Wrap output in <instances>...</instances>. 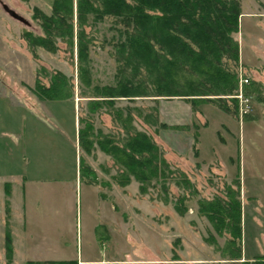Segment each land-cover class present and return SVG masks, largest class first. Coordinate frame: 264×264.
Masks as SVG:
<instances>
[{
    "label": "rangeland",
    "instance_id": "rangeland-1",
    "mask_svg": "<svg viewBox=\"0 0 264 264\" xmlns=\"http://www.w3.org/2000/svg\"><path fill=\"white\" fill-rule=\"evenodd\" d=\"M52 2L53 0H0V93L10 96L18 95V98L27 102L39 103L40 98L35 93L36 81L40 79L45 85H49L52 74L55 71H62L70 77L74 84L73 89L70 90L75 93V103L80 116L86 117L89 115L90 97L82 96L81 91L90 92L91 89L80 85L77 47L73 51L67 43L58 39L57 50L50 51L40 45H30L24 35L25 31H31L36 35L44 34L39 17H35V9L38 8L50 14ZM243 4L246 12L255 13V19L245 16L240 23V30L234 33L233 37L239 43L241 31L242 48H245L248 54L250 49L248 43L251 39L248 31L255 20V78L252 73L251 75L241 66L240 62L236 63L234 60L224 58L223 65L231 72H235L239 81L240 77L248 78L249 82L243 84L244 91H242L244 94L253 92L255 97L249 96V100L236 97L240 89L238 82L239 89L237 88L233 94L229 95L212 94L210 91V95L136 96L132 100L120 98L116 101L117 107L130 105L142 108L144 113L157 112V122L153 124L139 117L135 111L133 124L137 129L152 136L171 167L183 170L190 179L192 187L187 188L185 185H178L175 180H170L168 181V192H160L161 189L157 186V188H150V192L142 194L139 191V182L135 179L124 187L113 181L111 176L116 173L117 166H114L113 159L101 149L96 147L92 154H87L80 149L86 161L103 176L99 175L100 181L109 180L115 185L108 187L99 184L97 187L106 195L108 192H115L117 216L119 219L125 218L132 222V232L137 238L133 236L131 244L126 238L125 231L121 230L115 243L105 242L101 245L94 239L91 241L89 236L94 226L100 221L96 211L99 205L97 197L94 193L93 197L91 196V192H95L94 186L83 183L76 187L75 181L69 180L70 178L55 180L62 177L60 175L68 173L71 169V161L65 158L66 154L63 155L64 151L60 150L61 145L54 138L53 141L44 145L45 150L41 149L42 146L36 145L34 152L43 153L41 155L43 165L33 160L31 164L33 171L31 167L30 171L35 175L40 174L52 180L46 181L47 184L43 186L36 181L33 182L34 192H30L35 210L38 204L37 198L41 200L40 205L44 210L41 223L38 221L40 220L38 214L33 220V230L41 235L43 242L42 246L36 244L35 252L43 247L49 256L63 253L64 257L82 258L88 250H91L93 257H98L104 252L110 256L114 248L116 253L123 257L128 250L130 253H136L133 246L139 244V227L146 223L148 235H153L149 237V241L158 249L161 246V240L160 236L156 239L155 233L162 231L163 252L167 258H171L179 250L185 252L188 247H191V251L196 255L200 252V255H217L226 258L236 256L238 247L232 238L236 236L238 230L235 232L233 229V232L230 223L216 226L202 211V206L207 200L221 199L229 202V200L238 199L241 201L242 192H248L247 199L252 205H255L257 198H255V192H261L264 199V0H241V10ZM4 5L15 10L27 22L11 16L5 10ZM119 27L120 25L110 16L97 23L90 22V25L86 26L92 39L89 54L92 85L115 86L122 76L129 74V71L126 72L127 74H121V63L116 59V44L121 38ZM174 78L181 77L175 75ZM253 81L255 82L254 90H250ZM147 85L148 93L156 94L155 86L150 82H147ZM217 96L225 98L229 106H234L231 97L239 99V118L244 117L242 118V145L235 135L221 128L222 123L226 122L231 125L238 137L241 125L239 120L235 122L229 120L224 113L225 110L207 99L217 98ZM204 97L206 99H203ZM208 104L214 105L215 111L210 109L207 117L197 114L199 122H192L190 107L196 111L200 106L206 107ZM240 106L247 110V114H242ZM159 107H162L165 119L161 117ZM91 116L96 130L105 134L117 133L119 130L117 123L105 109ZM207 118V125L202 124ZM178 120L185 123L182 125L185 129L175 127L181 126V124L174 123ZM70 122L72 121L69 123L67 121L72 125ZM160 122L168 123L172 127H162ZM83 125L80 123L79 127ZM219 130L221 134L218 133ZM199 133H202L204 142L201 148L203 158L206 160L212 158L214 156L213 147H216L221 152V156L223 155L222 159L229 169L228 174L231 172L233 179H228L225 170L221 169L217 163L212 165L200 163L201 158L196 153ZM220 135L227 138V144L223 142ZM174 145L182 150L178 151ZM34 155V157L38 156V154ZM230 155L234 157L233 164L229 160ZM241 158L242 163L239 161ZM99 165H103V168ZM41 170L43 172H40ZM40 190L43 192H37ZM193 190L194 192H191ZM87 192H89L88 197ZM179 196L186 197L187 209L183 213L175 209ZM257 196L259 197L258 194ZM18 204L19 201L16 198L15 209ZM149 245L152 246L150 243ZM143 251L137 250V253H143ZM261 256H264V252ZM23 257L20 250H17L16 259L11 264H21ZM0 264H7V260H0Z\"/></svg>",
    "mask_w": 264,
    "mask_h": 264
},
{
    "label": "trees",
    "instance_id": "trees-1",
    "mask_svg": "<svg viewBox=\"0 0 264 264\" xmlns=\"http://www.w3.org/2000/svg\"><path fill=\"white\" fill-rule=\"evenodd\" d=\"M35 10V17H39L44 34L25 31L29 44L56 51L57 41L61 39L71 50L77 47L78 79L81 87L91 89L90 92L81 91L82 96L90 97L89 115L80 118V123L84 124L79 129L81 149L92 154L98 147L108 154L117 166L116 173L111 177L119 186L124 187L135 179L142 194L157 186L160 192H168V181L175 180L178 185L191 188L187 174L171 167L152 136L133 124L135 111L139 117L153 124L157 122V112L144 113L142 108L130 105L117 107L116 101L120 98L132 100L136 96L210 95V91L212 94H233L239 87V79L235 72L223 65V59L239 62V43L233 34L240 30L241 0H53L50 14L38 8ZM108 16L120 25L121 38L116 44V59L121 63V74H127V71L129 74L122 76L115 86L92 85L89 66L92 39L86 26ZM173 73L181 78H174ZM147 82L155 86L156 94L148 93ZM251 84L250 90H254L255 82ZM72 87L74 84L69 76L55 71L49 85L40 79L36 81L35 93L42 100L70 99L75 94L70 90ZM246 95L255 97L253 92ZM207 99L225 111L240 115L239 99L236 97H231L234 106H229L223 97ZM102 109L117 123V133L105 134L95 129L91 115ZM160 125L171 127L164 122ZM80 174L84 182L112 186L109 180L100 181L83 155ZM185 199V196H179L175 203V209L180 213L187 209ZM202 211L216 226L230 223L232 231L238 230L232 239L238 247L235 255L239 256L241 201L207 200ZM5 249L7 264H11L13 246L10 230L6 231ZM25 264L78 262L29 260ZM250 264H264V256L256 257Z\"/></svg>",
    "mask_w": 264,
    "mask_h": 264
},
{
    "label": "crops",
    "instance_id": "crops-1",
    "mask_svg": "<svg viewBox=\"0 0 264 264\" xmlns=\"http://www.w3.org/2000/svg\"><path fill=\"white\" fill-rule=\"evenodd\" d=\"M245 16L255 19V13L246 12L243 4L240 23ZM248 36L251 39L248 43L250 49L249 53L247 54L245 48H242V34L240 31L241 38L239 40V62L241 66L245 70H248L250 74L252 73L254 75L253 78H255V20L252 27L250 28V31H248ZM18 97V95L10 96L9 94L0 93L1 261L7 260L5 249V237L7 230H10L12 238V262L14 261V259H16L17 250H20V252L24 256L21 264H25V262L29 260H77L78 264H250L255 260L256 257L260 256L261 253L264 252V199L261 195V192H255V198L257 197L255 199V205L250 204L249 199H247L248 192H242L241 237L239 238L241 253L236 257L226 258L217 255H200V252L199 255H196L191 251V247H188L185 252L179 250L177 254H174V256H172L171 258H167L164 256L163 252L162 231L158 232L157 234L155 233L156 239H158L157 236H160L161 240V246L158 249L156 246H153L154 244L151 241H149V237H153V235H148L146 231V223H143V225L139 227V244L133 246L136 250L134 252L136 253H130V250H128V252H126L123 257L119 256V254L116 253V249L114 248L111 251L110 256H108L104 252L98 257H93V253L91 252V250H88L85 257L82 258L78 256L72 258L64 257L63 253H57L54 256H49L48 253L44 251L43 247L38 252H35L36 244H41L42 246L43 242L41 235H38L33 230V220L37 216L36 214H38L40 218V220L38 221L39 223H41L43 220L42 214L44 210L42 208V205H40L41 200L39 198H37L38 204L35 210L34 201L31 198L30 192H34L33 186L35 181L43 186L47 184L46 181L52 179L41 176L40 174L35 175L31 173L30 167L33 171V166H31L33 160L34 162L37 160V164L43 165V156H41L43 153L40 151L38 153H35V146H42L41 149L45 150L44 145L47 142L53 141V138L61 145L60 150L62 152L64 151L63 155L66 154L65 158L71 161V169L68 170V173L60 175L62 177L53 179L67 180L68 178H70L69 180L75 181L74 185L76 187L79 186V184L81 185L83 183L94 186L95 192H91V196L93 197L94 193L97 197V204L99 205L96 211L97 215L100 218V221H98L97 225L94 226L93 231L89 233L91 241L92 239H94V241L99 242V244L101 243V245L105 244V242H108L107 244L115 243L117 235H120L121 230H124L126 238L129 239V242H131L132 244V239L133 236L135 237V235H133L132 232V222L130 220H126L125 218L119 219V217L117 216L118 211L115 201V192H108L106 195L105 192L99 191V188L97 187V185L99 184H90L84 182L81 179L80 163L81 156L83 155L81 154V147L79 144V129L81 127H79V124L81 116L79 110L77 109L75 98L40 99L41 101L38 100L39 103L31 100V102L33 101L34 103H30V101L27 102L26 100L20 99ZM210 109H213V111H215L216 107L212 104H208V106L206 107L200 106L196 111L190 107V119L193 120L192 122L197 123L195 122H199L197 114H203L207 117ZM159 113L161 114V117L165 119L162 107H159ZM224 113L229 118V120L233 122H235V120H239L241 130H239L237 137V133L233 130L231 125L227 124L226 122L222 123L221 128L227 130L228 133L235 135V137L241 144L243 142L242 118L244 117L239 118V115L233 114L228 111H224ZM69 117H71V119ZM67 121L68 123L69 121H72L70 122L72 125L68 124ZM207 122L208 118L202 124L207 125ZM174 123L181 124V126L175 127L185 129L182 126L185 123H182L180 120ZM218 133L221 134L222 132L219 130ZM221 139L224 143L226 142L225 144L228 143L226 137L223 136L221 137ZM203 144L204 142L202 141V133H199L196 152L197 155L201 158L202 162L200 163L208 165L217 163L219 164V167L221 169L225 170V174L227 173V178L233 179V174H231V172L230 174H228L229 169L225 161L222 159L223 155L221 156V152L216 147H213L214 156L212 158L208 160L203 158L201 152ZM175 147L178 151L182 150L179 146ZM34 154H38V156L34 157ZM108 157L110 156L108 155ZM229 160L232 162V164L235 162L232 155H230ZM239 161L240 163H242V158ZM100 168H103V165L100 166ZM113 168L115 167L113 166ZM95 171L97 172L96 169ZM40 172H43V170H41ZM97 175L99 177L100 174L97 172ZM114 186L115 185L112 184V187ZM37 192H43V190ZM257 194L259 195V197L257 196ZM88 196L89 192H87V197ZM16 198L18 199L19 204L15 209ZM39 239L41 241H39ZM149 243L152 246H150ZM137 250L144 251L143 253H137Z\"/></svg>",
    "mask_w": 264,
    "mask_h": 264
},
{
    "label": "built area",
    "instance_id": "built-area-1",
    "mask_svg": "<svg viewBox=\"0 0 264 264\" xmlns=\"http://www.w3.org/2000/svg\"><path fill=\"white\" fill-rule=\"evenodd\" d=\"M248 82H249L248 78H246V77H240V81H239V83H240V87L239 88L240 89H239L238 93L235 95L236 97L242 98L243 100H249L248 99L249 96H247L246 94H244L243 91H242L243 90V84H246ZM240 111L242 112V114L247 113V110H244L242 106H240Z\"/></svg>",
    "mask_w": 264,
    "mask_h": 264
},
{
    "label": "water",
    "instance_id": "water-1",
    "mask_svg": "<svg viewBox=\"0 0 264 264\" xmlns=\"http://www.w3.org/2000/svg\"><path fill=\"white\" fill-rule=\"evenodd\" d=\"M4 8H5V10H6L11 16H13L14 18H16V19H18V20H20V21H22V22H25V23L27 22L23 16H21V15H20L19 13H17L15 10L9 8V6L4 5Z\"/></svg>",
    "mask_w": 264,
    "mask_h": 264
}]
</instances>
